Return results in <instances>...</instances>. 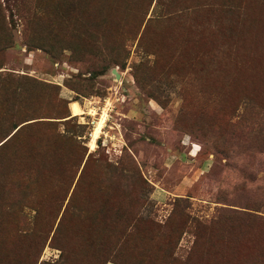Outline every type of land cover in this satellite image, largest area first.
<instances>
[{
    "label": "rangeland",
    "instance_id": "obj_1",
    "mask_svg": "<svg viewBox=\"0 0 264 264\" xmlns=\"http://www.w3.org/2000/svg\"><path fill=\"white\" fill-rule=\"evenodd\" d=\"M0 144V264H264V0H0Z\"/></svg>",
    "mask_w": 264,
    "mask_h": 264
},
{
    "label": "bare ground",
    "instance_id": "obj_2",
    "mask_svg": "<svg viewBox=\"0 0 264 264\" xmlns=\"http://www.w3.org/2000/svg\"><path fill=\"white\" fill-rule=\"evenodd\" d=\"M69 111H70V116L72 117L81 116L84 113V110L81 108V106L76 101H71L69 103ZM105 118H106V113L105 111H102L91 133V138L89 142L91 147L94 146V140L97 138L99 132L101 131Z\"/></svg>",
    "mask_w": 264,
    "mask_h": 264
},
{
    "label": "trees",
    "instance_id": "obj_3",
    "mask_svg": "<svg viewBox=\"0 0 264 264\" xmlns=\"http://www.w3.org/2000/svg\"><path fill=\"white\" fill-rule=\"evenodd\" d=\"M259 54H260V52H259ZM72 101H74V100H72ZM70 102H71V101H70ZM69 117L73 118L72 116H70V113H69ZM18 128H19V127H18ZM18 128H16V130H18ZM16 130H15V131H16ZM6 140H7V139H6ZM6 140H5V141H6ZM2 143H3V142H2ZM2 143H1V144H2ZM1 144H0V145H1Z\"/></svg>",
    "mask_w": 264,
    "mask_h": 264
}]
</instances>
